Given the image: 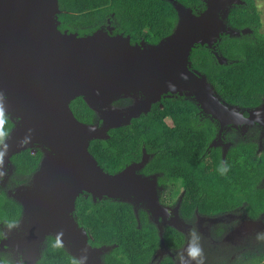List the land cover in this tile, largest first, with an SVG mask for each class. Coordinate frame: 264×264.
Masks as SVG:
<instances>
[{
  "label": "water",
  "instance_id": "water-1",
  "mask_svg": "<svg viewBox=\"0 0 264 264\" xmlns=\"http://www.w3.org/2000/svg\"><path fill=\"white\" fill-rule=\"evenodd\" d=\"M169 2L177 15L170 35L157 44H130V38L112 35L109 26L78 37L58 30L57 0H0V106L13 123L0 144V179L11 172L10 159L25 150L42 152L30 183L8 196L22 206L19 232L0 242L22 264H36L44 241L53 237L79 264H101L100 256L112 247L92 248L88 235L75 218V202L88 194L93 202L103 198L143 209L154 220L161 249L163 226L185 233L186 224L171 212L157 195V177L139 171L149 160L142 150L139 162L115 174L105 173L88 151L94 140H107L112 129L127 126L146 115L162 94L190 97L200 112L220 125L264 126V103L248 111V118L235 106L216 95L204 75L190 70L189 56L196 46L213 45L221 35L238 37L251 31L232 30L225 24L229 8L241 0H203L205 9L193 14L175 0ZM219 65L226 59L213 52ZM144 96L140 104L111 109L120 98ZM82 98L98 121L83 124L75 119L69 105ZM212 141L210 148L215 147ZM226 149L222 153V160ZM161 219V221L159 220ZM160 252V251H159Z\"/></svg>",
  "mask_w": 264,
  "mask_h": 264
},
{
  "label": "trees",
  "instance_id": "trees-1",
  "mask_svg": "<svg viewBox=\"0 0 264 264\" xmlns=\"http://www.w3.org/2000/svg\"><path fill=\"white\" fill-rule=\"evenodd\" d=\"M57 1L58 30L67 29L78 37L92 34L106 26L108 20L114 34L128 36L130 44L143 41L155 45L171 34L177 22L175 10L165 0ZM175 1L191 9L193 14L205 9L202 0ZM241 1L243 5L229 10L227 25L238 30L246 28L251 33L219 37L214 51L226 59V64L219 65L212 51L200 45L191 50L189 62L192 69L205 76L221 101L250 106L258 104L264 95V19L257 8V3L264 0ZM121 102L123 99L112 104L117 106ZM69 108L75 119L83 124L98 121L82 98L73 100ZM201 113L191 99H168L159 113L152 110L133 119L128 126L110 130L107 140L92 141L88 151L105 173L115 174L139 162L144 149L150 158L139 173L156 175L159 186L171 182L175 189L177 183L184 187L185 193L179 203V214L183 218L194 209L211 214L240 206H245L257 217L264 212V189L259 186L264 176V157L257 156L255 145L238 142L227 151L222 162L221 150L209 147L217 126ZM165 119L170 120V124H166ZM12 126L5 116V123L0 125V144ZM41 159L39 149L12 156V181L25 183L29 180ZM21 213L22 206L0 187V237L2 227L18 223ZM73 215L78 226L87 233L92 248L113 247L102 256L103 264H149L159 246L158 232L146 213L139 209L136 219L132 206L127 203L107 198L93 202L90 195L84 194L77 198ZM163 242L177 249L183 245L184 238L166 227ZM73 261L79 264L53 237H47L36 264H73ZM263 261L261 246L236 258V264ZM0 264L12 262L7 255L0 254Z\"/></svg>",
  "mask_w": 264,
  "mask_h": 264
},
{
  "label": "flooded vegetation",
  "instance_id": "flooded-vegetation-1",
  "mask_svg": "<svg viewBox=\"0 0 264 264\" xmlns=\"http://www.w3.org/2000/svg\"><path fill=\"white\" fill-rule=\"evenodd\" d=\"M234 6H238V5L231 6L229 10L233 8ZM201 12L202 11H197L196 13L199 14ZM228 13H227V16H228ZM227 16L225 18V24L227 27L231 28L232 30L239 31V32L241 30H244V28L238 30V29H234L230 27L229 25H227ZM106 23H107L106 26H109L108 20ZM106 26H101V28L106 27ZM110 28L112 30L111 34L117 35V34H114V31H113L114 29L112 27ZM64 31L69 33L67 29H64ZM69 34H73V32ZM140 42L141 41L135 44H139ZM215 48L216 47H214V49ZM214 49H210L212 53L215 52ZM190 64L192 63L190 62ZM190 70L191 71L195 70V69H192V65H190ZM120 99H123V102H121V104L117 106H114L113 104H111L110 108L120 109V110L126 109L132 106L134 103L140 104L142 101H144V96L138 95L135 99L130 98V97L120 98ZM168 99L190 100L191 98L185 95H179L177 93L176 94H170V93L162 94L160 95V99L156 103L152 104L150 111L148 113H150L152 110L159 113L160 109L163 107L164 103H166ZM179 102H183V101H179ZM263 103H264V95L261 96L258 104H255V105L252 104L250 106H240V105L229 104V103H225V104L237 107L242 112L243 117L248 118V115H249L248 111H253V110L260 108L261 105H263ZM142 115L144 114H141L140 116ZM6 117L9 119L8 116ZM9 121L11 122L10 119ZM211 121H214V120H211ZM164 122L166 124H170V120L165 119ZM214 122L217 126V132L215 134V138L212 139V141H215L216 146L212 148H219L221 150V153H223V151L226 149V153H227V151L231 147H233L236 143L241 142V143L248 144V145H255L256 146L255 152L257 156H259L260 158L264 157V126L263 125L254 123L248 126V125H245L244 123H241L237 127H234L233 125L230 124V125L224 126L222 128L221 133H219L220 125L217 124L216 121ZM37 149L38 148H34L30 151L31 153H34ZM221 158H222V155H221ZM12 174H13V167L11 165V172L7 174L6 179L5 180L0 179V187L6 189L7 194H9L10 191H14V189H16L17 187L27 186L30 183V180L32 179V176H33L32 175L29 180L25 181V183H22V182L18 183L16 181H12L13 179ZM151 176H156V175H151ZM147 177H150V176H147ZM174 186L175 185L171 182H167L162 186H159L157 184V195H158L160 204L163 207L168 209V214L166 218L167 222H171L173 220L174 214L171 212V210H173L175 207L178 206V210H177L178 217L186 224V228L184 229L185 233L179 232L180 234L183 235L184 242H183V245L177 249L171 248L167 246L165 243H164V248L161 249V246L159 243V246L155 250V253L153 254L152 259L149 264H181L180 257L184 258L183 264H197L196 260H192L188 257V252L189 251L199 252L201 250H202V255L199 256L198 259H202L203 264H225V260H226V264H235L236 258L240 256L242 253L247 254L250 249H254V247H257V246H261L264 248V212L260 213L257 217H254L246 209L245 206L235 207L227 211L225 210L222 212L211 213V214L202 212V211L198 212L196 209H194L192 214H188L187 217L183 218L179 214V203L185 193V190H184V187L180 186L179 183L176 184L177 189H175ZM259 186L260 188L264 189V176L261 178L259 182ZM139 209L140 208H137V212ZM146 215L148 217V220L155 226L154 220L151 219L147 213ZM159 220L161 221V219ZM20 221H21V217L18 223H16L15 225H12L9 227H6V226L2 227V234L0 237V242L3 239H10L11 237H13L14 232H19ZM221 221L225 223H221ZM166 227L172 228L168 225H164L163 231H164V228ZM106 247H111V246H106ZM110 251H108L107 253H109ZM107 253H104L100 256L101 264H103L102 256H104ZM0 254L7 255V257L10 259L12 264H22L21 256L12 252V250H10L9 248H5L4 250L0 251ZM167 259L169 260V263L165 262V260Z\"/></svg>",
  "mask_w": 264,
  "mask_h": 264
},
{
  "label": "clouds",
  "instance_id": "clouds-1",
  "mask_svg": "<svg viewBox=\"0 0 264 264\" xmlns=\"http://www.w3.org/2000/svg\"><path fill=\"white\" fill-rule=\"evenodd\" d=\"M0 96H2V93H0ZM5 112H6V109H4L2 106H0V125H3L5 123ZM0 135H2V134H0ZM222 171H223V169H222ZM201 255H202V250L199 252H195V253L193 251L188 252V257L192 260H196L197 264H203L202 259H198V257ZM180 259H181V264H183L184 258L180 257ZM73 264H76V261H73Z\"/></svg>",
  "mask_w": 264,
  "mask_h": 264
},
{
  "label": "rangeland",
  "instance_id": "rangeland-1",
  "mask_svg": "<svg viewBox=\"0 0 264 264\" xmlns=\"http://www.w3.org/2000/svg\"><path fill=\"white\" fill-rule=\"evenodd\" d=\"M257 8L259 10V13L261 15V18L264 19V2H258L257 3ZM169 185V184H168ZM221 223H225L223 221H221ZM229 237V236H228ZM227 237V239H228ZM208 262V261H207ZM210 262V261H209Z\"/></svg>",
  "mask_w": 264,
  "mask_h": 264
},
{
  "label": "crops",
  "instance_id": "crops-1",
  "mask_svg": "<svg viewBox=\"0 0 264 264\" xmlns=\"http://www.w3.org/2000/svg\"><path fill=\"white\" fill-rule=\"evenodd\" d=\"M256 249V248H255ZM264 249V248H263ZM226 261V260H225ZM236 264V263H235ZM260 264H264V261L262 262V263H260Z\"/></svg>",
  "mask_w": 264,
  "mask_h": 264
},
{
  "label": "snow or ice",
  "instance_id": "snow-or-ice-1",
  "mask_svg": "<svg viewBox=\"0 0 264 264\" xmlns=\"http://www.w3.org/2000/svg\"><path fill=\"white\" fill-rule=\"evenodd\" d=\"M195 253V252H194Z\"/></svg>",
  "mask_w": 264,
  "mask_h": 264
}]
</instances>
